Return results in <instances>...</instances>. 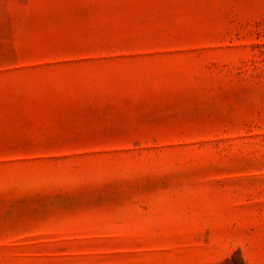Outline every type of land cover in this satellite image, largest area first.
<instances>
[{
  "label": "rangeland",
  "instance_id": "1",
  "mask_svg": "<svg viewBox=\"0 0 264 264\" xmlns=\"http://www.w3.org/2000/svg\"><path fill=\"white\" fill-rule=\"evenodd\" d=\"M0 264H264V0H0Z\"/></svg>",
  "mask_w": 264,
  "mask_h": 264
}]
</instances>
